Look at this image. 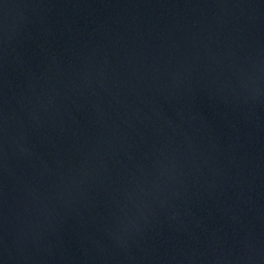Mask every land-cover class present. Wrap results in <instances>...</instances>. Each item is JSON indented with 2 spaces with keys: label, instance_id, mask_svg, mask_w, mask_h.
<instances>
[{
  "label": "water",
  "instance_id": "water-1",
  "mask_svg": "<svg viewBox=\"0 0 264 264\" xmlns=\"http://www.w3.org/2000/svg\"><path fill=\"white\" fill-rule=\"evenodd\" d=\"M0 264H264V0H0Z\"/></svg>",
  "mask_w": 264,
  "mask_h": 264
}]
</instances>
